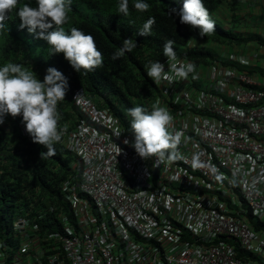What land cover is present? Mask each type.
I'll return each mask as SVG.
<instances>
[{
	"label": "built area",
	"instance_id": "built-area-1",
	"mask_svg": "<svg viewBox=\"0 0 264 264\" xmlns=\"http://www.w3.org/2000/svg\"><path fill=\"white\" fill-rule=\"evenodd\" d=\"M210 72L159 84L170 130L183 135L178 158L158 167L124 144L133 137L118 116L77 88L82 120L59 122L74 156L63 229L48 248L20 217L11 239L0 238V264H264V90L247 87L256 81L243 72ZM195 81L205 87L189 90Z\"/></svg>",
	"mask_w": 264,
	"mask_h": 264
},
{
	"label": "trees",
	"instance_id": "trees-1",
	"mask_svg": "<svg viewBox=\"0 0 264 264\" xmlns=\"http://www.w3.org/2000/svg\"><path fill=\"white\" fill-rule=\"evenodd\" d=\"M235 1L204 0L216 28L212 34L201 37L198 30L181 24L178 15L170 14L172 8L182 7V0H143L149 4L146 12L135 9L137 0H128L126 16L118 11L120 0H71L69 20L63 25L65 31L76 27L91 34L103 54L102 66L78 73L62 53L50 55L51 49L45 40L36 38L26 28H19V8L24 4L35 7L36 0H18L16 8L7 14L4 28L0 29V66L9 62L23 65L41 81L49 67L62 72L69 84L65 100L57 106L63 125L72 126L82 120L73 94L76 88L83 87L98 106L109 108L130 130L131 117L127 110L135 106L150 110L158 101L159 87L147 77L146 66L149 61L166 60L163 56L166 41H174L177 56L205 63L217 58L215 44L249 45L257 41L264 45V36L259 34V28H264V9L252 22L251 11H236L245 2ZM149 17L155 18L150 35L139 36ZM125 39H131L137 46L113 60V54L120 50ZM54 148V156L44 155L47 149L32 142L22 116L4 117L0 125V238L11 239L13 221L26 217L37 227L34 232L41 244L48 248L55 245L52 235L63 229L64 216L70 207L62 187L73 174L70 151L61 142L54 143ZM251 219L254 218L251 216ZM241 255L246 259L255 258L252 253Z\"/></svg>",
	"mask_w": 264,
	"mask_h": 264
},
{
	"label": "clouds",
	"instance_id": "clouds-1",
	"mask_svg": "<svg viewBox=\"0 0 264 264\" xmlns=\"http://www.w3.org/2000/svg\"><path fill=\"white\" fill-rule=\"evenodd\" d=\"M240 1L245 2L244 6L243 8H236V11H251L249 19L251 20L250 16L255 18L256 9L253 3L248 0ZM234 2L236 1L234 0ZM17 4L18 0H0V29L4 28V20L7 14L16 8ZM70 6L71 0H36L35 7L24 4L17 12L20 19L19 28H26L29 33L35 34L36 38L45 40L51 49L50 55L62 53L64 59L76 72L79 73L82 69L85 72H91L102 66L103 54L97 48L95 38L91 34H85L76 27H72L69 32L65 31L63 25L69 20ZM134 7L140 12H146L149 9V4L143 2V0H137ZM261 7L264 9V3L261 4ZM224 9L225 12H228V7ZM118 11L125 16L129 14L128 0H120ZM171 13L179 16L181 24L190 26L193 30H198L201 37L210 35L215 31V21L205 7L204 0H182V7L179 10L172 8ZM251 21L254 22L255 20L252 19ZM154 23L155 18L149 17L139 30L138 35L149 36ZM255 25L257 26V24ZM253 27L255 28V26ZM259 29V34L264 36V30H262L264 28ZM253 42L255 43L251 42L252 44L248 46L215 44L214 46L218 49L217 58L205 63L196 62L188 57L177 56L173 47L174 41H166L163 46V56L166 60L162 63L160 61H149V65L146 66L147 77L159 87L158 101L151 106L150 110L143 106H135L127 110L128 115L131 117L130 130L127 129L133 140L130 142L125 139L124 144H130L142 159L155 157V166L157 167L160 163L177 159L176 149L183 134L180 131L170 130L174 118L167 107L160 104L163 95L159 84L162 81L172 83L177 78L186 80L189 74H193L195 71L204 74L211 73V67L216 65L252 76L256 83L248 84L247 87L264 90V54L260 51L259 54H241L239 56L236 49L232 48L234 45H238V49L241 48L244 51L248 47L259 45L257 48L259 51L263 44H259L257 41ZM136 46V43H133L131 39H125L123 46L113 54L112 59H119L125 52H131ZM227 48L231 50H226ZM245 57L250 58L249 63H243ZM177 59L184 60L187 63L177 61ZM165 64H167V71L165 70ZM205 84H210V81L206 80ZM205 84L203 81H195L189 84L188 88H190L189 90L194 86L202 88L205 87ZM68 87V78L53 67L46 69V74L43 81H41L33 71L27 70L23 65L9 62L0 66V125L4 123L6 115L13 118L22 116V123L32 142L47 149L44 155L54 156V143L61 142L65 146L61 141L62 130L59 128V122L62 124L61 128L74 126L63 125L59 120L57 109L58 103L65 100ZM81 95V93H77L74 97L73 94V99L79 101ZM120 135L119 131L115 133L116 137H120ZM73 159L74 156L72 155V161ZM251 216L249 215V220L253 222L255 218L252 216L254 218L252 220ZM191 239L193 240V237ZM247 253L252 252L238 247L240 257L244 258L241 254ZM252 254L255 256L254 260L258 258L257 254Z\"/></svg>",
	"mask_w": 264,
	"mask_h": 264
},
{
	"label": "rangeland",
	"instance_id": "rangeland-1",
	"mask_svg": "<svg viewBox=\"0 0 264 264\" xmlns=\"http://www.w3.org/2000/svg\"><path fill=\"white\" fill-rule=\"evenodd\" d=\"M225 20V19H224ZM227 24V21L225 20V25ZM264 30V29H262ZM252 43H255V42H252ZM252 43H249V44H252ZM222 46V45H221ZM245 46H248V45H245ZM259 47V45H256V47H248L247 50H244L243 49H238V45H234L232 48L236 49V53L239 54V56L244 55V54H250V55H253L254 53H258L261 51L263 54H264V45H261V49L258 51L257 48ZM246 48V47H245ZM244 48V49H245ZM226 50H231L229 48H227ZM243 52V53H242Z\"/></svg>",
	"mask_w": 264,
	"mask_h": 264
},
{
	"label": "crops",
	"instance_id": "crops-1",
	"mask_svg": "<svg viewBox=\"0 0 264 264\" xmlns=\"http://www.w3.org/2000/svg\"><path fill=\"white\" fill-rule=\"evenodd\" d=\"M248 1H249V2H252V3H253V6H254L255 9H256L255 16H256L257 14H259L260 11L263 9V8L261 7V4L264 3V0H248ZM250 18H251V20L254 19V17H251V16H250ZM253 26H255V29L258 28V26H256L255 24H254Z\"/></svg>",
	"mask_w": 264,
	"mask_h": 264
}]
</instances>
